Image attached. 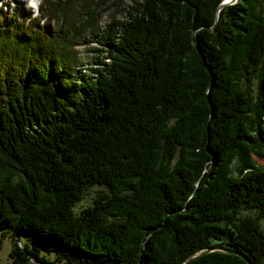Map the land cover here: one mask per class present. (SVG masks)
Returning <instances> with one entry per match:
<instances>
[{"label":"trees","instance_id":"trees-1","mask_svg":"<svg viewBox=\"0 0 264 264\" xmlns=\"http://www.w3.org/2000/svg\"><path fill=\"white\" fill-rule=\"evenodd\" d=\"M220 1L130 0L106 29L123 0L0 7L9 264H179L214 245L264 264V0L225 4L210 28ZM88 33L108 45L94 74L79 67Z\"/></svg>","mask_w":264,"mask_h":264},{"label":"rangeland","instance_id":"rangeland-1","mask_svg":"<svg viewBox=\"0 0 264 264\" xmlns=\"http://www.w3.org/2000/svg\"><path fill=\"white\" fill-rule=\"evenodd\" d=\"M40 0H10V5H13L15 3H24V7L28 5L33 6V10H36L37 5L39 4ZM2 2V1H1ZM130 3V0H123V2H120L118 4L111 3L110 7L103 11L99 19V24L102 26V29H106V25L108 24L109 20H112L113 18H125V7L124 4ZM103 31V30H102ZM101 31V33H102ZM103 34H106V31H103ZM103 36V35H102ZM101 36L95 37L93 34L88 33L86 36V41L82 44H80L78 47L79 50V57H80V64L79 67L83 69L86 73L90 72L92 74V67H99L102 64V59L105 58L106 55V48L108 45L104 43L103 40H101ZM107 58H105L106 60ZM255 85V84H254ZM255 158L260 161L261 163L263 160L261 158H258L255 156ZM104 187L101 185H93L89 187V189L84 193V196L82 200H80L75 205V210H81L82 207L87 206L90 204L93 200V197L96 198L97 192L100 189H103ZM13 246V239L10 236H6L2 240V249H0V264H9L10 258L8 256V251ZM64 264V263H62Z\"/></svg>","mask_w":264,"mask_h":264},{"label":"water","instance_id":"water-1","mask_svg":"<svg viewBox=\"0 0 264 264\" xmlns=\"http://www.w3.org/2000/svg\"><path fill=\"white\" fill-rule=\"evenodd\" d=\"M236 0H221L216 9L215 10V21H214V24L210 25V28H213L216 24V20L218 18V14H219V10L222 6H224L225 4H229V3H232ZM210 250H222V251H226V252H234V253H238V254H242V256H244V258L247 260L248 264H253L252 261L250 260V257H248L247 255H244L243 253H241L240 251H237V250H234V249H230L228 247H224V246H218V245H214V246H208L204 249H200V250H197V251H193L191 252L189 255L185 256L180 262L179 264H183L185 261H188L192 258H195L197 256H200L201 254L203 255L205 252H208Z\"/></svg>","mask_w":264,"mask_h":264}]
</instances>
